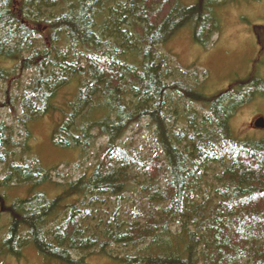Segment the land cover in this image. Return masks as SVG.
<instances>
[{"label": "trees", "instance_id": "1", "mask_svg": "<svg viewBox=\"0 0 264 264\" xmlns=\"http://www.w3.org/2000/svg\"><path fill=\"white\" fill-rule=\"evenodd\" d=\"M180 1L0 0V88L12 115L0 117L3 202L12 188L58 190L4 206L0 264L28 250L43 264H264V137L237 140L231 127L264 102V69L200 91V74L162 48L183 27L212 46L219 10L236 0ZM56 112L52 146L91 164L70 181L17 156L31 151L32 124ZM143 122L158 153L123 140Z\"/></svg>", "mask_w": 264, "mask_h": 264}, {"label": "rangeland", "instance_id": "2", "mask_svg": "<svg viewBox=\"0 0 264 264\" xmlns=\"http://www.w3.org/2000/svg\"><path fill=\"white\" fill-rule=\"evenodd\" d=\"M196 0H181V6L193 4ZM222 33L214 38V44L210 47H202L194 43L192 29L183 27L175 37L162 49L175 65L182 68H191L190 72L196 71L199 75V90L206 94H216L235 86L237 79L245 81L254 68L264 69V0H236L219 10ZM259 41L263 44L261 46ZM260 47L262 49H260ZM262 69V70H263ZM261 70V72H262ZM201 83V84H200ZM5 98L0 88V117L12 121L10 109L2 106ZM263 103V104H262ZM264 110V102L254 101L248 108L237 112L232 119L231 127L237 140H260L264 131H256L254 120ZM19 113V112H18ZM62 114L56 112L53 115L45 116L40 122L33 123L30 127L32 133L28 145L30 153L17 156L22 163L38 161L43 168H56V172L66 176L65 181L79 178L88 174L90 162H83L78 150H65L54 148L50 142L49 132L61 121ZM17 129V124H16ZM262 131V132H260ZM17 133V132H16ZM24 135V134H23ZM130 147L142 150L145 154L159 152L156 143L147 128L146 122L135 126L124 137ZM103 145L105 140H100ZM26 161V162H25ZM2 165L0 164V177ZM54 183H64L63 180L53 179ZM38 189L32 190L29 187L12 188L7 191L9 196L7 202L4 190H0V238L5 234L6 217L2 214L4 206H7L14 199L28 198L32 194L41 191L49 198L54 197L58 190L54 184H45ZM6 264H43L32 251H26L19 259H6ZM90 264H105L101 257H91Z\"/></svg>", "mask_w": 264, "mask_h": 264}, {"label": "water", "instance_id": "3", "mask_svg": "<svg viewBox=\"0 0 264 264\" xmlns=\"http://www.w3.org/2000/svg\"><path fill=\"white\" fill-rule=\"evenodd\" d=\"M255 127L263 128L264 127V120L262 118H258L255 122Z\"/></svg>", "mask_w": 264, "mask_h": 264}]
</instances>
